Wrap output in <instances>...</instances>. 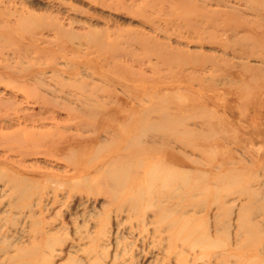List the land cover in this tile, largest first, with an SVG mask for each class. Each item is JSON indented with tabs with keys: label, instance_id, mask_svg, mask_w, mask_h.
<instances>
[{
	"label": "rangeland",
	"instance_id": "rangeland-1",
	"mask_svg": "<svg viewBox=\"0 0 264 264\" xmlns=\"http://www.w3.org/2000/svg\"><path fill=\"white\" fill-rule=\"evenodd\" d=\"M227 1L0 0V264L35 247L34 264L264 259V237L239 248L247 236L237 222L242 205L264 199V1ZM138 109L134 133L128 118ZM181 121L192 132L183 134ZM204 124L213 132L203 135ZM134 134L142 137L136 148L125 142ZM161 162L210 173L196 180L232 209L219 229L214 212L193 206L164 215L198 219L211 247L166 250L155 222L161 204L143 202L152 206L143 226L117 211L99 177L100 169ZM246 188L258 194H238Z\"/></svg>",
	"mask_w": 264,
	"mask_h": 264
},
{
	"label": "bare ground",
	"instance_id": "bare-ground-1",
	"mask_svg": "<svg viewBox=\"0 0 264 264\" xmlns=\"http://www.w3.org/2000/svg\"><path fill=\"white\" fill-rule=\"evenodd\" d=\"M225 1L226 0H219V2L217 3L220 4L223 2L224 4H227L226 5L227 7H230L231 5L229 6L228 1L226 3ZM243 2L245 3L247 2V0ZM260 2L262 3V1ZM260 2L258 1L257 3L260 4ZM219 4H217V6H220ZM244 5L251 6L250 4H247V5L244 4ZM259 9L257 10L259 11ZM87 99L95 100L94 93L91 92L90 94H88ZM86 104H87V109L96 108V106H93L90 103H86ZM98 106H101V105H98ZM204 109L206 110V112L211 111L212 113H214L213 109H209L207 107ZM141 118L143 119L144 116L141 110L139 109L134 112L131 118H128V121H130V124H133L135 128L134 133L140 132L139 131L141 129L140 123L142 122ZM206 118L209 119L208 117ZM180 126L183 130V134L192 132L190 129H188L183 124V121H181ZM205 126L207 125L204 124L203 130H202L203 135H207V133L213 132L211 128L209 127L206 128ZM154 128H158V127L149 126L148 129H152L153 131L157 130ZM165 128L166 127L164 126L163 129L160 131L168 132L169 130L168 129L165 130ZM205 129L208 132H206ZM159 132L157 133L159 134ZM174 132L175 130L173 129L170 130V134L171 133L174 134ZM141 141H142V137L140 135L135 136V134L132 136H128L125 139L126 143L133 142L134 148H136V145L139 146L141 144ZM161 144H162V147H164V146L169 145L170 143L164 137L163 142ZM154 145H157V144H154ZM154 145L153 147L155 148ZM132 161H134L135 163L142 162L140 158H138V156H135ZM168 166H169L168 164L165 165L163 164V162H161V164H155V165H152L151 167L137 165L134 167L131 166V167H124V168L100 169L101 172L98 171V174L100 172L99 177L101 181L111 187L112 189L111 195L114 199V204L116 205L115 207H117V211L119 210V212L121 213L127 211L129 216L135 217V219H137L138 221L139 220L141 221V219H143L142 220L143 226H146L147 224L146 219L140 218V215L142 213L144 214V211L152 207L151 205L145 207L143 205V202L145 200L149 202L157 201L161 204V207L155 213V216L157 218L160 217V219L157 221L153 220V222L155 221L158 226L159 225L161 226L162 230L159 229L161 230V233H160L161 235L162 233L167 235V237L164 238V242L167 241V244H168L166 247V250H171L173 248L177 249V247L179 246L178 242H181L180 248L182 250L185 249L190 252L197 251V248H201V247H211L213 244L212 236H210L207 228L205 229L206 231L204 232V231H201L198 227H195V226H198V222H197L198 219L182 220L181 223H179V221H176L164 215L166 213L170 215L174 211L177 213L184 214L182 211L188 212V210L191 209V207L193 206L195 211H197L198 209V211H205L206 213H208L209 211L214 212V219L216 223V225L214 224V226L216 229L217 228L219 229L220 224H222V221H223L222 220L223 215L230 217V215L232 214V211H231L232 209L231 210L224 209L223 207L224 201L221 198V194H219V192L211 194L212 196L210 194H207L209 189L212 186L210 182H203V183L201 182L199 184L198 181L196 180L199 177L200 178L203 177L207 180L208 176H210V173L208 174L207 173L205 174L197 173L194 175L192 171H187L185 169L179 170L177 168L168 167ZM217 168H221V166H217ZM234 175L235 173L232 176ZM193 179H195V181H193ZM215 179H216V183L215 182L213 183L215 185H219L218 181L223 180V178L220 176L216 177ZM14 183H16V181H11V183L8 184L7 186L12 187ZM237 192L239 195H242L244 193H248V195L258 194L256 193L255 190H252L250 188L238 189ZM196 197H199V200L195 201L194 198ZM206 200L211 201V203L209 206L207 205L206 207H204ZM169 204H172V206ZM187 206H189L188 207L189 209L185 210ZM239 212H240L239 218L237 221L238 230L241 233H245V235L247 236L246 239L240 243L239 248L246 249V248L256 247V244L253 241V238H255V236L264 237V199L256 203H253V201L247 202L245 205L241 206V209L239 210ZM178 227H183L186 229V231L184 233L182 232L176 233V229ZM224 229L226 230L227 233L229 232L228 228L224 227ZM161 245L163 246V244ZM26 251L27 250L18 249L17 254L12 255L11 257H8L6 259L8 264H34L38 256V249L36 247L32 248V250L30 251L29 257L27 256ZM259 252L264 254V250L263 251L259 250ZM240 257H243V258H240V260H244L246 263H252V264L255 263V261L258 260L259 258L256 256H253V257L240 256ZM258 263L263 264L264 259H260Z\"/></svg>",
	"mask_w": 264,
	"mask_h": 264
}]
</instances>
